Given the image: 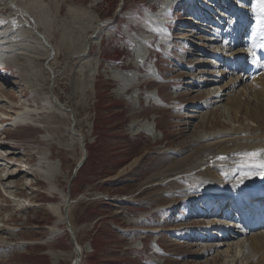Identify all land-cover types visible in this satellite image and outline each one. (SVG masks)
Listing matches in <instances>:
<instances>
[{
    "label": "rangeland",
    "instance_id": "1",
    "mask_svg": "<svg viewBox=\"0 0 264 264\" xmlns=\"http://www.w3.org/2000/svg\"><path fill=\"white\" fill-rule=\"evenodd\" d=\"M57 1L20 0V7H26L39 21L38 29L50 32L59 57L52 56L49 60L45 56L40 60L34 57L27 62L28 70L17 76L8 56L11 60L7 61L8 68L0 71V78H7L11 84L8 88L1 86L0 92L13 100L0 109L9 112L20 102L38 105L40 111H46L42 121L36 119L33 125L18 128L11 126L6 135L8 141L19 146L14 151L17 159L14 161L29 158L35 162L41 151L48 154L51 149L54 160L63 165L58 169L56 184L77 199L70 213L73 227L77 228V247L80 243L91 250L87 252L86 246L80 264L228 263L232 257L228 258L226 253L222 259L218 257L228 246L215 248L204 257L196 256L208 244H229L237 240L217 238L214 233L224 235L220 228L209 232L203 228L193 233L189 231L188 226L205 222L211 203L206 204L202 199L188 200L187 192L183 191L188 184L182 180L174 185L177 174L172 168L196 149L206 146L208 141L202 142L203 137L192 139L193 134L198 135L203 129L214 132L246 123L257 125L260 118L264 126V104L258 102L251 101L249 108L233 99L228 103L222 101L219 107L214 103L211 106L216 108L205 119L194 111L211 109H202L193 105L195 101L191 102V98L200 96L202 100L205 97L198 95L202 90H196L194 87L198 86H193L192 82L216 75L199 71L217 70L227 72L221 86L232 76L245 77L237 90L249 88L254 95L257 93V99H264V79L254 83L247 78L250 56L231 52L233 48H248L244 39L249 30L247 22L253 18V0H196L197 4H183L180 0H102L93 7H90L92 0H65L59 6ZM191 6L196 11H192ZM159 12H163L158 15L162 19L161 27L173 37L172 41L162 42L154 33H157V25L153 24V17ZM210 14L223 23L217 26L225 38L217 44L222 46L226 42L224 45H227L224 46L226 56L221 60L215 59L210 49L208 56L200 55L201 46L211 45L207 37L212 36V30L204 26L202 20L203 16L211 19ZM97 22L102 23L100 28H96ZM234 37H237L236 44L231 45ZM87 42L90 43L88 57L67 58L68 47L78 52L81 47H87ZM24 60L17 58L15 64L22 66ZM212 61L222 66L214 67ZM46 66L53 70L49 71ZM193 72L197 74L192 76L194 80L188 77ZM134 77L138 79L135 82ZM24 91L26 97L19 99ZM56 98L75 112V121L71 120L73 116L70 119L63 116ZM186 102L193 104H184ZM192 115H196L193 120L189 117ZM71 122L84 134L87 144L84 147L88 151L85 163L75 176L82 146L73 143V151L64 148L72 141ZM144 123L157 127L158 140L153 133L138 131L141 127L144 129ZM47 135L52 138L42 143ZM3 136L5 134L0 133V139ZM132 163L135 165L129 168ZM12 169L10 171L16 175L22 174L19 168L13 166ZM22 176L16 195L24 199L10 200L0 194V264H73V234L59 222L58 235H52L49 230L57 222L48 207L51 202L47 195L53 194L51 185L36 173ZM68 176H73L70 184ZM146 182L152 186L144 188ZM59 201L57 197L53 203ZM256 201L264 205V196ZM28 204L34 206L28 209L25 207ZM219 209L227 214L231 206ZM218 219L223 221L224 217L218 216ZM262 221L264 217L258 223ZM5 223L14 226L15 231L7 230ZM183 226L186 229H179ZM157 229L160 232L157 233ZM16 240H23L22 245L5 246ZM27 243L32 245L25 247L23 244ZM158 244L163 246L162 252H155ZM52 250L63 254L57 263L50 255ZM238 264H245V260Z\"/></svg>",
    "mask_w": 264,
    "mask_h": 264
},
{
    "label": "bare ground",
    "instance_id": "2",
    "mask_svg": "<svg viewBox=\"0 0 264 264\" xmlns=\"http://www.w3.org/2000/svg\"><path fill=\"white\" fill-rule=\"evenodd\" d=\"M64 1L65 0L57 1L58 6L61 5ZM101 1L102 0H92L90 7L97 5ZM195 1L196 0H180L179 2L183 4H192V3L194 4ZM19 2L20 0H0V21H3V23H0V64L4 63L6 65L2 68V70L7 69L8 68L7 61L8 59H10L8 58V56H10L12 59L11 64L14 65L13 69H15L17 76H22L23 71L29 67V64L27 63L28 61H33L34 57H36L39 60L44 56L48 60L49 58L51 59L52 56L59 57V51L57 48L53 46L51 42L52 38L50 32L47 30H45V32L40 31L38 29L40 26L39 21L36 18H34L35 16H33L32 13H30L26 7L22 9L19 5ZM190 8L192 9V11H196L195 7L191 6ZM252 8H253L252 10L253 18L251 19L250 22L249 21L247 22L249 25V30L246 29L247 30L246 38L244 39L245 45H247L248 48L235 50V48L231 47L233 48L231 49L232 50L231 52H233V54L242 57L247 55L250 56V63L248 68H246L247 69L246 72L248 73L247 78L253 79L254 83H256V81L258 83H261L259 81L261 79H264V55L260 56L255 54L252 51V46L255 42L260 43L264 41V13H261L259 11L257 7V0H253ZM84 9L85 11L89 12V10H86V8ZM70 10H72V8H70ZM161 13L163 12H159L157 15L153 17V24L157 25L156 27L157 33L156 32L154 33L161 38L162 42L172 41L173 37H171V35L166 32L165 28L161 27L162 19L158 17V15ZM221 16H223V14H221L220 17ZM210 17L211 19L208 18L207 16H203L202 20L204 21V26L212 30L211 32L212 36L207 37V40L211 42V45H206V47L201 46L200 55L204 57L208 56L207 50L210 49L215 59L221 60V57L226 56L225 51L227 50V48L224 46L227 45H224L226 42L222 46L217 44V43H221V41L225 39L224 33H222V31L219 30L217 26L219 25L221 26L223 25V23L219 22L220 20H218L216 17H214L211 14ZM101 24H102L101 22L96 24V28L97 27L100 28ZM93 32L97 33L95 29ZM236 38L234 37L233 42L230 43L231 45L236 44ZM87 43H88L87 47L85 48L81 47L80 50H78V52L77 49H72L68 47L69 54L67 58L69 59L79 58L80 60H83L86 57H88V54L86 52L90 50L88 48V46H90V43L89 42ZM17 58L25 59L22 62V66H18L15 64L17 63L15 61ZM212 62H213L212 65H214V67L222 66V64L219 62H215V61ZM198 64H207V62H200ZM46 68H48L49 71L52 69L51 66H46ZM193 69H195V67H191V70ZM199 72L203 74L208 73L211 75L214 74L216 75H214V78H208V79L201 78V81H196L194 80L195 77L192 78V76H195L197 74H195L194 72L190 73L188 77L190 76L192 80H194L192 83H195V85L193 84V86H198L194 88H197L196 90L199 89L202 90L201 92L198 93V95L205 97L202 100L199 99L200 96L191 98L192 100L191 102L195 101L193 102L194 104L190 102H186L184 104L187 105L193 104L202 109L206 107H208L207 109L210 108L211 110L207 112L203 110L194 111V112H199L200 115L204 117V119L207 114L212 112L213 108L215 109L217 106L219 107V105H223L221 104L222 101H226V103H228L229 99H233V101L238 102L239 104L243 105V107L245 106V108H249V106H251L250 105L251 101H253L254 103L258 102L264 104V99L262 100L257 99V93L255 92L256 94L254 95L253 94L254 92H252L253 90L251 91L249 88H240L237 90L241 82L245 81V77L240 78V76H236V77L232 76V78L226 84L221 86L220 83L222 81V77L227 72H218V70L210 71V72H205V71H199ZM95 74L93 75V79L95 78ZM233 74L236 73L234 72ZM135 80L138 79L134 77L133 82H135ZM0 83H1L0 89L1 86L8 88L11 84L7 80V78L6 79L0 78ZM193 86H191V88L187 92L188 97H190L189 93L192 90ZM78 87H76V89ZM123 92L125 91L123 90ZM251 93L253 96L251 95ZM4 94L0 92V103H2L0 104V106L2 108H4L3 104L9 101L12 102L13 100L7 98V96ZM26 94L27 92L24 91L22 93L21 98L19 99H23L24 97H26ZM148 98L150 97L148 96ZM151 98L153 97L151 96ZM211 99L213 100L210 101ZM61 101L62 100H60L59 98H56L57 104L60 107L62 106L61 108L63 109V116L69 119L71 118V116H73L71 119L73 121L76 115L75 112L73 113V110L69 109V107L66 106V104L65 106L61 105L63 104ZM214 103H216V107L212 108V106L215 105L211 106V104ZM49 106L50 105H47V108H49ZM11 108L12 109L9 112L0 109V117H4L12 121V123L7 124L6 126H3L4 125L3 124L0 129V133L5 134V136H3V138L0 139V194L3 193L10 200L11 199L18 200L17 199L18 195H16L17 193L16 189L20 181H22L23 178L22 174L25 173L26 176L33 175L35 173L36 175L37 174L41 175L43 180H45V182L51 185L53 194L47 195L49 198L47 200L49 201V203L51 202L48 205V207L50 211L53 212V215L57 217L56 224L50 226L51 228L49 227V230L51 231L52 235L54 236L58 235L59 231H61V225L59 226V228L57 225L59 222L62 225H65L67 227V230L71 234H73L75 253L71 255L75 256V259L72 260V263L77 264L76 263V260H78L77 257L82 256L83 258V254L86 252L85 248L88 245H82L79 243L78 244L79 247H77V240L75 239L77 238V228L73 227L72 224L73 219L70 217V213L77 199H73L74 197L72 196L71 192L66 193L64 189H61V187L58 184H56V180L58 178L57 176L58 169L59 167L63 168V165L62 164L60 165L58 161L54 160V154L50 149L51 152L50 151L49 152L51 154L50 153L47 154V151L46 152L41 151L39 156H36L35 164L32 167L29 168L27 165L23 166L22 163L27 164L29 162H33V159L29 160V158H27L22 162L14 161L17 160L14 157L15 156L14 151L19 149V146H17L16 143L14 142L8 141V137L6 135L7 130L11 128V126L18 128L21 126H28L30 125L28 123H31L30 121L36 122V119L42 121L44 119L43 114L46 111L45 110L40 111V107L38 105L35 106L32 105L31 103L21 104L20 102H18L17 105H13V107ZM68 112L69 113L71 112V114H69ZM194 116L196 115H192L189 117L192 118L193 120ZM261 120H262L261 118L257 119V122H259V124L257 125H251L249 123H246L244 124L245 126H234L231 128H227L226 130L219 129L214 132L209 130L210 133L205 132L206 130L203 129L205 127L204 126L202 128L203 130H201L200 132L198 131L199 132L198 135L193 134L192 139L195 140L198 137L199 138L203 137L201 138L202 142L206 143L208 141L206 143V146H202L200 147V149H196V151L194 152L192 151L193 153H190L182 160L178 161V163L172 168L173 170L176 171L175 173L177 174L175 175L177 179L174 182V185L176 186L179 185L180 181L182 180H184L182 182L185 181L187 182L188 185L186 188L183 189V191L187 192L185 196L188 197V200L192 202H197L202 199L203 201H206V204L211 203L210 206L208 207V211L210 210L211 212L207 211L205 213L206 216V218L204 219L205 222H203V224H194L192 226H188L189 231L193 233L198 229L203 228L209 232L211 229L220 228L224 231V235L214 233L217 236V238H221V237L224 239L233 238L237 240L236 242H230L229 244L225 242L208 244L207 246H204L203 250L200 251L201 253L197 254L196 256L200 255L204 257L205 255L207 256L211 252H213L215 248L217 249V248H222L223 246H228V248H226V251H220L218 253L219 259H222L224 257L225 255L224 253H226V256H228V258L232 257V259L226 264H231V263L238 264L240 263V260H245V264H264V227H263L264 222L262 221L258 223L259 219H262L264 217V205L263 203H259V201H256L258 197L261 198L264 195V167L260 166L261 161H264V152H260V154L256 157L246 155V153L259 152V150L264 149V126H262ZM0 122L1 123L3 122L1 121V118H0ZM15 123L18 125H16ZM76 125L77 124L75 122H71L69 129L72 134L71 136L72 141L70 144H67V146L64 147L71 150L75 146V145L73 146V143L76 144L78 143L80 147L82 146V148L80 149L79 157L77 159L78 162L76 161L74 171L77 169V166L81 164V162L85 158L87 151V147H84V145L87 146V144L85 143L86 138L84 134L79 129H77ZM143 127L144 129H142L141 127V129H138V131L144 130L147 131L148 133H153L152 135H154V138L158 140L159 135H157L156 126H152L151 124L144 123ZM40 130L45 131V128H40ZM51 138L52 137L50 135H47L44 137V139H42L41 142L42 143L48 142ZM83 164L80 165L76 173L81 169ZM133 165H135V163L130 164L129 168L133 167ZM13 166H15V168H19L22 174L16 175L14 174L15 173L14 171H10L13 170L12 169ZM190 166H193V168L191 169ZM61 168H60V172L62 170ZM73 176L72 177L68 176V179L70 178L68 184L72 182ZM59 181H61V179H59ZM150 186H152V184L151 183L148 184L146 182V186H144V188ZM12 195H14V197ZM103 195L104 194H102V196ZM57 197L60 198V201L53 203V201ZM84 197H86V195ZM98 197H101V195L100 196L98 195ZM103 197H107V196L104 195ZM226 205L227 207L231 206V210H229L227 214L226 213L223 214V212L219 208ZM33 206L34 204H28L25 207L30 209ZM20 212H22V210H20ZM218 216L224 217V220L220 221L218 219ZM251 221H253L254 224L251 225ZM4 227L7 230H11L12 232L15 231V227L8 226V223H5ZM179 229H186V228L183 226L180 227ZM226 229L229 230V232L225 231ZM159 230L160 229H157L155 231L158 233L160 232ZM250 233H252V235L248 237L247 235ZM203 236H205V238L207 237L206 234ZM21 241L23 240H18V241L16 240L15 243H8L5 244V246L7 248H10L17 245H22L20 244ZM23 245H25V247H29L32 244L27 243ZM231 250L232 252L231 254H229V251ZM90 251L91 250L88 246L87 252ZM162 251H163V246L158 244L155 249V252H162ZM50 255L57 263V260L63 254L61 252L52 250L50 252ZM78 264H80V262Z\"/></svg>",
    "mask_w": 264,
    "mask_h": 264
},
{
    "label": "snow or ice",
    "instance_id": "3",
    "mask_svg": "<svg viewBox=\"0 0 264 264\" xmlns=\"http://www.w3.org/2000/svg\"><path fill=\"white\" fill-rule=\"evenodd\" d=\"M257 7L261 13H264V0H257ZM0 23H3V21H0ZM259 46L264 47V44H261ZM260 152H264V149L259 150V152L246 153V155L256 157L260 154ZM260 166L264 167V161H261Z\"/></svg>",
    "mask_w": 264,
    "mask_h": 264
},
{
    "label": "water",
    "instance_id": "4",
    "mask_svg": "<svg viewBox=\"0 0 264 264\" xmlns=\"http://www.w3.org/2000/svg\"><path fill=\"white\" fill-rule=\"evenodd\" d=\"M86 158H87V151H86V156H85V158L83 159V161L81 162V164H83V163L85 162ZM81 164H79V165L77 166V169H79V167H80ZM77 169L75 170L74 176L76 175V171H77ZM77 259H78V260H76V263H78V262L80 261L81 256H78Z\"/></svg>",
    "mask_w": 264,
    "mask_h": 264
}]
</instances>
